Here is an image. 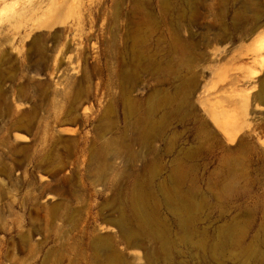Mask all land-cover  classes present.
<instances>
[{
    "label": "rangeland",
    "instance_id": "rangeland-1",
    "mask_svg": "<svg viewBox=\"0 0 264 264\" xmlns=\"http://www.w3.org/2000/svg\"><path fill=\"white\" fill-rule=\"evenodd\" d=\"M0 264H264V0H0Z\"/></svg>",
    "mask_w": 264,
    "mask_h": 264
}]
</instances>
